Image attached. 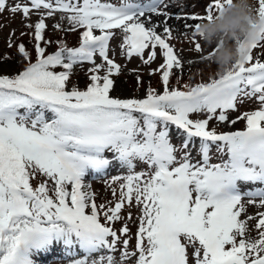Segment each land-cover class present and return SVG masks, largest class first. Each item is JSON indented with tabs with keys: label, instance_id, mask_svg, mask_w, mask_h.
Returning <instances> with one entry per match:
<instances>
[{
	"label": "snow or ice",
	"instance_id": "snow-or-ice-1",
	"mask_svg": "<svg viewBox=\"0 0 264 264\" xmlns=\"http://www.w3.org/2000/svg\"><path fill=\"white\" fill-rule=\"evenodd\" d=\"M233 2L207 0L197 14L183 6L171 12L168 0H0V14L38 17L24 24L34 29L35 60L24 43L13 42V29L7 46L17 49L23 66L0 73V264H37L57 250L66 264H264V0L251 7L261 39L234 41L242 59L232 70L184 84L187 90L170 86L174 70L183 75L194 63L182 61L170 43L174 32L191 29L190 42L202 53L195 40L202 23L220 18ZM57 14L54 30L83 29L78 46L45 39L46 21ZM118 34L120 54L139 58L149 76L159 73L162 91L149 86L143 98L110 95L112 77L122 72L110 57ZM219 46L199 60L211 61ZM157 48L163 63L152 69ZM11 59L0 56V65ZM85 63L90 83L82 89L72 77ZM130 72L139 87L140 69ZM248 100L260 107L229 120ZM239 119L244 131L210 127L213 120ZM111 170L117 174L105 183L114 200L97 203L86 179Z\"/></svg>",
	"mask_w": 264,
	"mask_h": 264
},
{
	"label": "rangeland",
	"instance_id": "rangeland-1",
	"mask_svg": "<svg viewBox=\"0 0 264 264\" xmlns=\"http://www.w3.org/2000/svg\"><path fill=\"white\" fill-rule=\"evenodd\" d=\"M112 3L118 4L120 0H112ZM16 0H10V3H15ZM207 0H168V3L172 4V7L169 9L171 12H175L178 7L183 6L184 10L187 12H194L197 14H202L204 12V3ZM252 6H255L256 0H251ZM189 5H193L194 7H188ZM238 12H233L232 15H237ZM38 17L33 14L31 16L30 21H25L22 19V16L17 13L15 16L11 15L8 11H5L3 14H0V40H1V48L3 50L9 49L7 46L9 32L11 30H15V36L12 38L13 42L16 43L18 36L22 32V28L25 23L27 22H36ZM60 19V15L57 14L56 20L48 19L46 23L48 24V31L52 36H56L59 31L53 29L52 25L56 23ZM163 16H154L153 20H163ZM65 27H67V21L63 22ZM170 24H175V21H169ZM190 24L194 23V21H189ZM158 32H162V28L157 29ZM182 31V29H181ZM181 31L174 32V36L177 37L170 41L172 45H174L175 49L178 52L182 61H188L189 59H193L194 63L189 65H185L187 71L183 73V75H190L193 76L195 72V68L197 66L203 65L209 60H199L201 55H207L210 53L218 44L220 45L216 53L213 57L219 55H226L228 51L233 48L235 45L234 41L226 32L216 31L214 34L209 36V43H205L199 36L195 37L196 41L202 45L203 52L198 53L195 51L194 44L191 41L192 39V30L188 29L186 35H182ZM96 34H99L97 32ZM120 42L119 34L117 35L116 39L111 42L112 49H114V53L110 52V57L114 58L117 63L122 65V72L119 76H113L112 79L114 80V87L110 92V95L116 98L121 99H129V98H143L146 94L147 89V82L150 81L153 76L148 75L149 68L145 67L139 58L133 57L131 61L124 59V57L120 54V49L117 45ZM54 51V50H52ZM157 57L155 61L150 65V68L155 69L161 63H163V56L161 54V50L157 48ZM148 52L146 50L145 57L147 56ZM255 55V50H254ZM12 59L0 65V73L3 74H13L19 69L18 66V58L15 56H11ZM97 63H101L99 56L96 58ZM91 67L90 64L85 63L83 66H77L78 72L75 74L74 79L72 81H76L78 85L83 86L86 85L89 81L88 77L90 73L88 69ZM133 68L140 69V75L142 76L143 83L137 87L136 83V74H132L130 72ZM174 72L178 75L181 73L178 70H174ZM103 74V72L101 73ZM158 74V73H157ZM209 78H204V82H208ZM171 86V84H170ZM120 88V92L116 91V89ZM158 91H162L161 83L157 87ZM260 105L255 100H248L244 103H240L238 105V111H230L228 113L229 120H234L237 117L241 116L242 113L251 112L257 110ZM210 127L218 128V132H230V131H244L246 129V121L244 119H239L235 124L231 123H220L216 120L210 122ZM179 140L173 134V143L179 144ZM193 155L195 156V150L193 151ZM198 158V157H197ZM215 160L216 163L220 161L219 154L215 151V149L211 152V159ZM139 170V168H138ZM122 171V170H121ZM117 172L115 170H111L108 175H97L93 174V176H88L86 179L87 183L91 184V190L97 194V203H102L106 201H112L114 198L111 195V192L107 189V185L105 183L106 180L101 181L100 179L110 180L112 175H116ZM129 209H125L124 214H127ZM133 213L134 221L129 222V227L131 228L132 232L135 233L137 229V223L135 222V217L138 215L137 209L132 208L130 209ZM255 208H249V212H255ZM122 222H117L115 227L119 229L121 227ZM135 240L132 241V245L134 246ZM37 264H66L65 261L61 260L60 253L57 250L54 253H50L48 255H42L37 258Z\"/></svg>",
	"mask_w": 264,
	"mask_h": 264
},
{
	"label": "clouds",
	"instance_id": "clouds-1",
	"mask_svg": "<svg viewBox=\"0 0 264 264\" xmlns=\"http://www.w3.org/2000/svg\"><path fill=\"white\" fill-rule=\"evenodd\" d=\"M251 0H234L232 6H226L223 14L212 22L202 23L201 32L198 36L209 43V36L216 31L226 32L232 40H248L251 43L260 41L258 25L261 23L259 18L251 12ZM238 12L237 15H232ZM242 59L241 52L235 44L233 50L227 55H217L211 61L217 65V74H223L233 69Z\"/></svg>",
	"mask_w": 264,
	"mask_h": 264
},
{
	"label": "bare ground",
	"instance_id": "bare-ground-1",
	"mask_svg": "<svg viewBox=\"0 0 264 264\" xmlns=\"http://www.w3.org/2000/svg\"><path fill=\"white\" fill-rule=\"evenodd\" d=\"M116 91L120 92L119 88L117 87Z\"/></svg>",
	"mask_w": 264,
	"mask_h": 264
}]
</instances>
